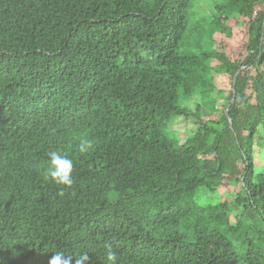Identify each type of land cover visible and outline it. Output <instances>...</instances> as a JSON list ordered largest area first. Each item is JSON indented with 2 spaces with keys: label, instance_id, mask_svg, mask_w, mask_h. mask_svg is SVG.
Wrapping results in <instances>:
<instances>
[{
  "label": "trees",
  "instance_id": "trees-1",
  "mask_svg": "<svg viewBox=\"0 0 264 264\" xmlns=\"http://www.w3.org/2000/svg\"><path fill=\"white\" fill-rule=\"evenodd\" d=\"M263 64L264 0H0V264H103L106 244L118 264H264ZM50 150L72 189L48 179ZM226 181L232 199L194 202Z\"/></svg>",
  "mask_w": 264,
  "mask_h": 264
},
{
  "label": "rangeland",
  "instance_id": "rangeland-1",
  "mask_svg": "<svg viewBox=\"0 0 264 264\" xmlns=\"http://www.w3.org/2000/svg\"><path fill=\"white\" fill-rule=\"evenodd\" d=\"M199 11L202 13L203 11L202 6L195 7L192 12L197 16H202V15H198ZM203 14L206 15V13H203ZM241 21H242L241 18L235 17V18H231L227 22V24L231 27V37L225 39L227 43L226 53L228 57L231 59L240 58L241 55L243 54L242 48H243V44L246 39V34H245L246 28L243 24H239V22ZM214 64H215V61H212L211 65H214ZM262 69L264 70V64L262 65ZM213 78H214L213 81L215 83V86L218 89L229 90L230 80L227 76L223 74H213ZM184 105L192 109L191 102H186L184 103ZM224 105L225 104L222 101L217 105V109L219 112L223 111ZM193 127H194V122L191 117H188L187 119L176 118L172 124L168 125L167 129L165 130L167 133L166 132L165 133L169 137L174 136L176 138H184L191 133L190 131L193 129ZM252 154H253V165H254L253 172L255 174V173L260 172L263 167L264 146L261 149H258V147L254 145ZM237 191H238V185L237 183H234L232 181L224 182L222 185L218 186L213 193L206 191L204 188H197L195 195H194V202L202 206L207 205V204H216L225 198L232 199V197L235 195ZM229 218H230L229 221L232 223L233 217L231 214ZM249 224L250 223L248 220L247 221L243 220L241 222L240 231L241 230L244 231L245 228ZM249 236H250V233L248 234V237Z\"/></svg>",
  "mask_w": 264,
  "mask_h": 264
},
{
  "label": "clouds",
  "instance_id": "clouds-1",
  "mask_svg": "<svg viewBox=\"0 0 264 264\" xmlns=\"http://www.w3.org/2000/svg\"><path fill=\"white\" fill-rule=\"evenodd\" d=\"M92 147L91 141H81L79 145V151L81 153L86 152ZM47 172L48 179L61 186L64 190L72 189L74 185V162L67 155L59 150H50L47 153ZM75 260V264H86L88 260V253H73L66 256L62 252H57L49 261V264H72V260ZM103 264H118L117 253L111 244H106L103 254Z\"/></svg>",
  "mask_w": 264,
  "mask_h": 264
},
{
  "label": "water",
  "instance_id": "water-1",
  "mask_svg": "<svg viewBox=\"0 0 264 264\" xmlns=\"http://www.w3.org/2000/svg\"><path fill=\"white\" fill-rule=\"evenodd\" d=\"M233 99H234V95H232V99H231V101H233Z\"/></svg>",
  "mask_w": 264,
  "mask_h": 264
}]
</instances>
